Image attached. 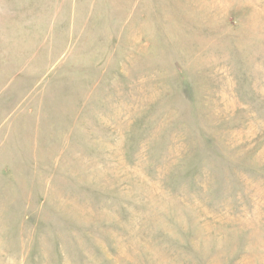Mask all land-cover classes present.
I'll return each instance as SVG.
<instances>
[{"label": "rangeland", "instance_id": "rangeland-1", "mask_svg": "<svg viewBox=\"0 0 264 264\" xmlns=\"http://www.w3.org/2000/svg\"><path fill=\"white\" fill-rule=\"evenodd\" d=\"M0 264H264V0H0Z\"/></svg>", "mask_w": 264, "mask_h": 264}]
</instances>
